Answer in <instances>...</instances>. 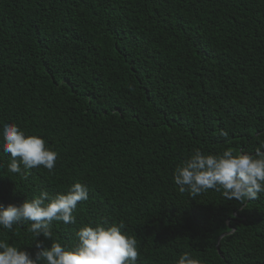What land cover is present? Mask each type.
<instances>
[{
  "label": "trees",
  "instance_id": "trees-1",
  "mask_svg": "<svg viewBox=\"0 0 264 264\" xmlns=\"http://www.w3.org/2000/svg\"><path fill=\"white\" fill-rule=\"evenodd\" d=\"M4 123L58 157L52 171L14 174L0 147V203L88 188L76 223L54 221L45 246L122 222L137 264H177L185 252L264 264V194L192 196L173 180L194 149L253 152L264 141V0H0ZM27 226L0 228V240L35 252Z\"/></svg>",
  "mask_w": 264,
  "mask_h": 264
},
{
  "label": "clouds",
  "instance_id": "clouds-1",
  "mask_svg": "<svg viewBox=\"0 0 264 264\" xmlns=\"http://www.w3.org/2000/svg\"><path fill=\"white\" fill-rule=\"evenodd\" d=\"M220 135L227 137L228 133L222 130ZM0 140L2 151L11 157L7 166L10 173H22L21 164L24 170L39 166L54 169L58 153L47 147L43 138L26 135L16 124L4 123L0 126ZM173 180L181 193L187 191L192 196L214 190L222 191L230 201L256 199L264 194V141L253 152L234 153L228 149L221 154H204L194 149L175 168ZM88 198V188L76 182L66 194L53 197L41 191L39 196L20 204L0 203V228L11 231L14 225L27 223L26 231L37 238L35 252L0 240V264H137V240L123 231L122 222L110 227L85 225L76 232V242L71 247L59 241L45 246L44 240L53 239L52 223L75 224L73 213L78 202ZM177 264L201 262L185 252Z\"/></svg>",
  "mask_w": 264,
  "mask_h": 264
},
{
  "label": "water",
  "instance_id": "water-1",
  "mask_svg": "<svg viewBox=\"0 0 264 264\" xmlns=\"http://www.w3.org/2000/svg\"><path fill=\"white\" fill-rule=\"evenodd\" d=\"M231 233H232V230L229 231L228 233L224 234V235H229V234H231ZM224 235H222V236H224Z\"/></svg>",
  "mask_w": 264,
  "mask_h": 264
}]
</instances>
